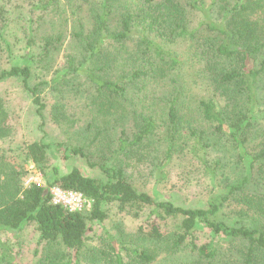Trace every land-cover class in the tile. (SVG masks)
Returning a JSON list of instances; mask_svg holds the SVG:
<instances>
[{
	"label": "trees",
	"instance_id": "obj_1",
	"mask_svg": "<svg viewBox=\"0 0 264 264\" xmlns=\"http://www.w3.org/2000/svg\"><path fill=\"white\" fill-rule=\"evenodd\" d=\"M18 2L29 6L26 15L21 16V25L26 31V50L21 56L13 57L14 50L5 42L7 61L4 64L8 62V67L0 70V82L17 80L32 97L43 138L46 137L43 131L45 105L39 94L47 83L43 80L33 82L35 55L31 54V49L36 43H41L37 55L40 58L60 46L67 33V20L71 24L72 40L80 47L83 56L79 58L72 53L66 56V71H70L65 72L61 79L75 71L81 72V76L84 74L87 85L82 96L86 109L96 122L119 118L127 125L126 119L135 114L132 108L135 106L134 94L138 90H146L147 86L167 85L165 79L183 66L166 46L184 42L191 48L200 42L196 52L218 73L213 78L217 90L224 92L231 85L232 90L238 92L242 87L244 92L241 93L253 103V80L264 68V0H213L222 14L221 24H205L201 32L199 26L193 27L192 19L204 7V0H0V5L17 9L21 7ZM6 21L11 22L12 19L7 18ZM260 55L262 57L258 61ZM218 63L222 69L220 72L217 71ZM75 65L78 68H74ZM171 82L172 97L163 116H145L141 124L135 125L136 130L130 136L122 132L117 141L119 150L142 144L152 136L160 120L170 133L168 145H173L172 139L180 132L178 105L182 89L174 91L175 82L172 79ZM198 107L203 120L213 126L214 133H228V140L236 150L234 161L239 170L247 173L242 180L226 183L220 194L209 198L206 207H181L138 192L127 181L121 167L100 164L105 181L84 176L75 167L59 175L47 164L53 146L40 140L28 145L27 157L43 175L45 185L32 184L21 189L16 177L19 173L12 170L8 175L9 182L3 183L0 190V233L18 232L31 223L36 226L42 241L57 242L69 252L74 251L77 257L84 245L88 224L103 221L104 206L113 203L133 217L138 216L140 209L150 208L148 228L122 240L106 235L105 249L98 252L94 262L152 264L155 244H165L175 255L190 251L196 264H264V225L230 226L214 218L226 203L235 199L253 206L252 199L245 196L250 177L253 170L264 172V137L255 139L252 136V131H258L252 128L256 115L250 110L247 114L239 112L231 117L211 101H201ZM254 126L257 128L259 125ZM203 139V134L194 136L192 151L196 148L194 152L201 150L207 155L208 146ZM54 147L64 154L71 151L80 153L62 144ZM47 170H52V174ZM54 186L82 194L92 201L90 209L70 213L52 205L49 190ZM258 199L261 204L254 206L264 218L261 207L264 194H258ZM166 219L176 222L180 235L165 239L160 224ZM197 223L203 224L214 235L225 238L228 245L242 247L232 261L227 259L223 262L226 254L220 246L196 245L188 240L197 230ZM11 259L10 249L0 241V264H12Z\"/></svg>",
	"mask_w": 264,
	"mask_h": 264
},
{
	"label": "rangeland",
	"instance_id": "obj_2",
	"mask_svg": "<svg viewBox=\"0 0 264 264\" xmlns=\"http://www.w3.org/2000/svg\"><path fill=\"white\" fill-rule=\"evenodd\" d=\"M212 1L204 0V7L193 16L192 25L194 28L199 26L200 32L205 24H221L222 14ZM19 4L21 7H17L18 10L0 5V70L8 67V62L4 64L7 61L5 42L14 50L13 57L21 56L26 50V31L24 25H21V18L26 15L29 6L23 2H18ZM7 18L12 21L7 22ZM198 45L200 42L193 48L187 42L166 46L167 50L176 54L183 66L165 79L167 85L161 83L153 88L147 86L146 90H138L134 94L135 106L132 108L135 114L131 116L132 119H126L127 125L119 118L110 122H96L86 109V101L82 96L87 85L84 74L81 76V72L75 71L67 73L61 79L65 72L70 71H66V56L71 53L79 58L83 56L80 47L72 40L71 24L67 20V33L60 46L40 58L37 55L41 50V43H36L31 49V54L35 55L32 65L33 82L43 80L47 83V87L39 94L45 105V138L39 130L40 119L35 114L32 97L22 89L20 82L14 79L0 82V190L3 183L9 182L8 175L13 171L20 174L16 177L21 189L32 184L45 185L43 175L27 157L28 145L43 140L53 146V150L49 151L47 164L50 169L55 168L59 175L75 167L84 176L105 181L100 164L111 168L121 167L127 181L138 192L146 193L156 200L171 201L181 207H206L209 198L220 194L226 183L242 180L247 173L246 170H239L234 161L236 150L228 140V133H214L213 126L203 120L198 104L201 101L214 102L231 117L239 112L247 114L251 110L256 115L252 128L258 129L252 131V136L255 139L264 137V68L253 80L252 103L242 94V87L238 92L232 90L231 85L224 92L215 88L213 78L218 73L211 63L198 55ZM260 57L262 55L258 57V61ZM74 68H78L77 65ZM221 70L218 63L217 71ZM171 79L175 82L174 91L182 89L178 105L180 132L172 139L173 145H168L170 133L160 120L152 136L142 144L124 151L119 150L117 141L122 132L125 136H130L136 130L135 125L141 124L145 116H163L172 97ZM255 124L259 126L256 128ZM200 134H203V142L208 146L207 155L201 150L194 152L196 148L192 151L194 136ZM56 144L80 153L71 151L64 154L61 150L56 151ZM203 157L205 161L202 160ZM47 171L52 174V170ZM263 192L264 172L253 170L245 195L252 199L253 206L244 205L241 200L235 199L226 203L214 218L230 226L264 225V218L254 206L261 204L258 194H264ZM261 207L264 209V204ZM103 210V221H91L88 224L84 245L77 257L74 251L69 252L57 242L51 244L42 241L36 226L31 223L18 232H1L0 241L10 249L12 264H101L102 261L94 262L93 259L105 249L106 235L113 236L114 240H122L137 235V232L146 231L151 209H140L137 217L120 210L113 203L104 206ZM160 230L165 239L181 234L176 222L169 219L160 224ZM222 238L211 233L203 224L197 223V230L188 240L196 245L220 246L226 254L223 262L227 259L232 261L242 247L228 245L224 242L225 238ZM155 247L157 251L155 249L152 264H196L194 254L188 250L175 255L170 253V247L165 244H155Z\"/></svg>",
	"mask_w": 264,
	"mask_h": 264
},
{
	"label": "built area",
	"instance_id": "obj_3",
	"mask_svg": "<svg viewBox=\"0 0 264 264\" xmlns=\"http://www.w3.org/2000/svg\"><path fill=\"white\" fill-rule=\"evenodd\" d=\"M49 193L52 205L61 207L67 212L80 213L91 207L92 201L75 191L54 186L49 190Z\"/></svg>",
	"mask_w": 264,
	"mask_h": 264
}]
</instances>
